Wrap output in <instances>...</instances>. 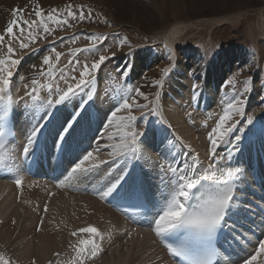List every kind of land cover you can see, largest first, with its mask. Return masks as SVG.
Here are the masks:
<instances>
[{
  "label": "rangeland",
  "instance_id": "374dc122",
  "mask_svg": "<svg viewBox=\"0 0 264 264\" xmlns=\"http://www.w3.org/2000/svg\"><path fill=\"white\" fill-rule=\"evenodd\" d=\"M47 1L49 3H52V5L44 13V20L49 24L50 31L48 33H44L42 26L39 29L34 26L32 29L33 35L37 36L35 42L29 41L27 35L28 32H26V34L23 36V42L29 43V48L22 49L26 50V53L28 52L26 55L22 54L20 56L22 57V61L24 60L25 63H23L22 67L28 68V65H35L33 63L41 60L43 56L52 55L54 57L53 60L55 61L54 64H52L53 67H58L55 63L59 62V60L62 62L61 66L56 69V73H54V75H58L60 69H66V75H75L78 78L80 68L77 67V61H79L80 66H82L85 62L90 65L93 61L98 60L101 55L108 57V59L101 65V68L98 70V72L95 73L96 84L94 85V94L98 95L102 92V95L106 96L109 91H112L113 93H116L114 95L116 98L113 96V103H108L107 100H104L103 105H106L107 107H109V109L113 106L116 108L118 106L116 104L117 100L119 101L121 96L124 93L128 92L129 89H131L132 91L128 93L129 96L134 97L138 104L146 105V107H137L132 109L131 114L135 115L138 118V122L135 124V128L137 131L142 132L145 127H151L152 125L157 124L162 119H166L167 121H165L167 123L169 122V125L167 124L166 126L167 129H165L158 138V145H156L154 148L149 143L145 144L148 147L143 146V157L139 160V162L138 160H135L131 165V168H129V179L131 177L132 171H137L136 165L138 163L141 164L142 167L140 168L143 171L148 172L146 174L147 178L144 182L143 177L141 176V171H137L140 175L139 182L140 184H148L147 188L150 190L149 193H152V195L155 196V204L158 203V206H156L158 208L156 209H158L159 211L160 205L164 204L165 196H167L170 190L168 189L169 187L166 184L167 178L163 177V173L158 171V165L161 163H164L166 165L168 161H171L175 164H183L184 162L182 161H185L186 158L191 162L192 157L196 156L200 162V170L203 171V169L210 163V142L207 139V133L211 130L212 127H214L218 116L222 114L224 106L222 102L227 101L230 97H233L234 95L242 92L244 88L243 81L251 77V83L250 85H248L249 90L243 95L245 115L242 117H235L237 121H244V123L237 124V128L242 127L245 130L243 132L234 130L236 135L241 136V140L238 143V153L236 150H234L233 158L231 159V161H229L230 163H233L234 161V167L242 168L241 174L247 175L248 177L247 182H245L246 180L241 178L242 175H239L241 182L238 179V188L236 190V194L238 196L236 201H238L237 205L240 207V210L228 217V223L230 225V230L232 226H235V228L238 229L236 237L240 238L243 243H247L246 240L248 236L253 237V231L260 232L261 230L262 233L260 238L258 239V237L256 236L254 237V243L257 244L251 247V249H253L254 247L257 248L259 246L258 241H261L264 238V236H262V234H264V164H262L263 167H259L254 170V172H252L250 165L253 161L252 158L249 157L244 151V147H246V145H248L252 141L251 139H253L252 143L254 142L255 146L264 144V0H253L256 4L249 7H246V5L248 4L247 2H249L248 0H218V3H215L213 0H188L189 11L203 10L204 13L208 12V9L210 11L212 6L224 7V5H227V7L222 8V11L220 13H206V15H203L205 17L225 16L228 14H236L239 11L244 12L241 14L238 22L234 24H215L206 22L205 24L200 23L189 27L179 37L178 44L182 43L185 45L177 46L174 55L168 47H165V36L161 34L155 35V33L168 29L174 23V20L176 22L179 20H195L196 18L193 17L194 15L187 17L186 12L175 14L172 4L169 0H134V10L137 13L138 20H135V17L131 14L132 12L130 9L123 11L119 8L123 4L122 0H57L56 2H53V0ZM116 1L119 2L120 6L117 5ZM180 3L181 2L178 0L179 6H181ZM229 3L230 6H228ZM231 4H235V6L231 7ZM53 10H56V15L59 19L67 20L68 24L58 25L52 23L51 21H48L47 13L53 12ZM69 10L75 14L74 17H69L67 15V11ZM81 15L85 17L83 20L79 18ZM139 18H141L142 20ZM86 36H90L91 40L93 41L84 40V38H87ZM95 36L102 37V40H97ZM124 37H127V43L120 44L119 41ZM73 41L75 42V44L71 45ZM20 42L17 41L15 43V48L20 45ZM43 43L46 44L42 45ZM92 45L96 46V50L72 52V50L74 49H82V47L85 49L89 48ZM53 48H55L57 52L61 53L60 59L58 61L55 59L54 53H52L51 51ZM19 52L20 51H14L13 56L15 54H18ZM171 54L174 57L173 63L166 74L162 76L161 71L164 70L167 64L171 63V60L169 59ZM6 56L7 54H5V57ZM158 56H160L159 59ZM158 60H160V63L158 62ZM210 62L215 63V67L218 70L217 77H220L217 80L216 85H214V89L212 91L213 104L211 105V107L205 106L204 98H201L202 100L199 98L200 94L204 90V82L206 78H208L211 73L214 76L213 70L215 69V67L214 69L212 68L211 71L208 70L209 73L207 72L206 74L205 72V70L207 69V65H209ZM162 63H166V65L162 67ZM46 68L47 66L40 67L39 70L41 71V69ZM72 68H76V72H72ZM121 69H123L124 72L127 73L126 76L121 73ZM46 76L47 75L41 77L39 74L37 78L42 84L47 85L48 83H45V81L43 80L46 78ZM145 80L146 82L148 81V83H146ZM230 80L233 81L232 84L228 83V81ZM154 81L156 83H154ZM158 81L162 82V86L160 85V83H158ZM50 83H53L54 85L56 83H59L60 88H66L65 83L63 81H58V79H54L53 82ZM194 84L197 86L195 99H193ZM158 85L160 86L159 93L157 92ZM135 87L139 88L147 97V99H144V97L141 96H136ZM45 91H47V89L42 88L41 93H46ZM156 94L158 97L160 96V100L156 104V108L158 107L157 111L159 112L157 113L155 109V114L150 111L147 115L148 111L145 110H147L148 108L153 109L154 98ZM76 96L81 97L79 94ZM168 100L169 104L174 103V107L172 106L174 108L173 111H177L179 114L181 113L180 115L178 114L180 118L177 117L178 115L176 116L173 114L175 112L170 111L168 113H165V109H170L169 107H167L168 105H165ZM90 106L91 104L88 106L89 108L87 110V113L90 110L89 113H92L94 116L92 117V114H90L91 118L89 119L92 122L96 119V122L93 125H90V128L92 127L91 130H93L90 131L89 134H87V138L86 134L85 136H83L85 129H82V126L86 125V121L83 120V124L82 122H80L84 117L83 116L79 121L80 124H77L78 127L76 125L75 130L72 132V141H74L73 138L75 139V136H78L77 139L80 140V142L84 146L80 144L82 146L81 147L77 143L78 146H75V148H78L80 146L79 149L81 152V149L83 148L87 149V151H92L94 148H96V142L98 140L101 150L99 152H94V154L96 153V155L98 156L105 155V157L109 156L110 149H105L104 145L117 142L108 139V134H116L117 128L114 124L112 127L105 129L104 124L106 122L105 119L107 120L108 118L107 115L104 116L103 114L102 116H100V112L96 110L95 107ZM140 114H143L145 118L140 119ZM117 115L121 117L126 116L128 115V111L122 109L117 113ZM247 116L253 117L252 124H247ZM181 122H183L185 126L187 125L186 127L189 129V131H191L190 133H193L195 135L194 143L187 137H185V135L181 132ZM61 123H63V120H61L60 124ZM88 123H90V121ZM254 127L256 130L254 129ZM247 129H249L250 132ZM51 138H53V136ZM71 138H69L70 141H68V143L70 142L71 146L70 144H68V147H73L74 145L71 141ZM84 139L88 140L86 141V145ZM232 139H234V136L232 137ZM243 139L245 140L244 143ZM254 139L256 141H254ZM50 145L51 147H53L52 144ZM227 147H230V145H218L217 153L226 157ZM163 148L166 149V154L162 153ZM77 151L78 150H74L75 153ZM261 152L264 155V146L258 153ZM147 157H150V159ZM71 159H73V156L71 157ZM104 159L106 160V158ZM111 159L108 158L107 160ZM120 162L121 161H116L119 166H116V163L113 165L115 168L113 167L114 170L112 169L114 172L111 170L113 173V176L111 175V177L97 175L98 177L93 178L92 176H95V172H93L95 171V169H92L93 171L90 170L86 173H76L78 176L73 175L75 180L72 179L73 182H70V184L74 183L73 185L78 186V184L80 185V183H84V181L86 180L87 182H85L86 185L84 184V187H89L86 190L80 192L82 188H85L83 186L82 188L78 186V188L81 189L77 190L75 188L77 192L79 191L78 193L82 195L89 194L91 196L96 195L100 197L99 193L102 192L104 186L110 183L114 178L118 177V175L122 173L123 169L127 167L128 164L123 165L122 162L121 164ZM222 163L223 162H221V164ZM104 166L105 164H102L99 168L97 167L96 173L100 172L101 169L104 168ZM86 174L89 175L88 180L86 179ZM79 178L81 180L83 179V181L76 180ZM93 179L95 180L92 185L90 182H92L91 180ZM242 179L244 181H242ZM44 180L45 178L43 179V181ZM139 182L136 180V183ZM55 183L59 184V181H56ZM65 184L61 183V186ZM67 187L70 188V186ZM165 187L166 189L164 190ZM163 190L166 194L163 192ZM11 196L12 193L7 201H10ZM157 197L160 199V201ZM0 202H2L1 197ZM68 204L69 200L66 201V205ZM4 207L5 205L2 204V208ZM45 208L46 206H44V209ZM9 211L10 208L9 210L7 209L6 213H8ZM27 211L29 212L30 209H27ZM29 215L32 214L29 213ZM155 215H157V213H155ZM3 217V215L0 216V224L3 221ZM154 218L155 216H153V219ZM128 222L140 229L151 230L149 231L152 237L151 242L153 243V245H158L155 239L156 236L153 234L154 224L151 225L150 222L149 224L145 225V222L142 220L137 223L139 225H134L130 221ZM117 230L118 231L116 232L120 231L119 229ZM113 231L114 228L112 229L110 227L108 228L104 226V228L99 231V235L94 237V239L96 240L97 244L101 246L102 234H105L106 232L112 233ZM90 235L91 234L89 233L84 234L86 239H88ZM129 237V235H125L124 233V239ZM243 237H246L245 240L242 239ZM256 238L258 240H256ZM1 241L0 243H2L3 245L0 244V252H4L8 258L15 262V264H19L17 263L18 261H16L18 258V251L15 244H4V242ZM141 241V233L138 230L134 234V236H132V245L128 249H126L127 251L124 255L126 262L128 261V258L131 257L130 251L132 252L137 250L135 255H139V258L142 257L143 260L146 259L145 261H148L147 257H149V253L157 254L156 248H159L157 247V245L150 248L149 250L144 251L146 246H144L143 248ZM116 247L117 246L112 245L106 250V253L104 251L102 254H104V256H108L110 252L115 251ZM162 254L166 258L163 252ZM62 255L60 264H71L72 258L75 254H73V256L68 259L64 258V254ZM244 255L245 253L241 257H245ZM234 256V259H232L231 257L232 260L236 259L233 264H243V262L240 263L238 261L241 258L240 256ZM51 257L52 259H50V262H53L52 264H55L56 258L58 259L60 257L59 251L55 254H52ZM153 257L157 258L156 255ZM224 257L225 258H222V260L224 259L225 261L226 259V261H230L227 263H232L231 259H228V257L226 256ZM142 258H140V260H142ZM125 260L124 264H126ZM59 262L60 259L58 260V264ZM24 264H30V259L25 261Z\"/></svg>",
  "mask_w": 264,
  "mask_h": 264
},
{
  "label": "bare ground",
  "instance_id": "6f19581e",
  "mask_svg": "<svg viewBox=\"0 0 264 264\" xmlns=\"http://www.w3.org/2000/svg\"><path fill=\"white\" fill-rule=\"evenodd\" d=\"M56 1L57 0H53V2H56ZM122 1H123V4L121 6H120L119 2L116 1L117 5L120 6L119 8L122 9L123 11L130 9L132 12L131 14L135 17V20H138L137 13L134 10V2L135 1L134 0H122ZM169 1L172 4L173 11L175 14L186 12L187 17L194 15L193 17L196 18L195 20H186V21H180L179 20L176 22L174 20V23L168 29L155 33V35L161 34V35L165 36L164 38H165L166 45L165 44L164 45H165V47H168L171 50L173 55H174V52L176 51L177 46H181V45L184 46L185 45L182 43L178 44L179 37L189 27L200 24V23L205 24L206 22L215 23V24H217V23L218 24H224V23L234 24V23L238 22V20L241 17V14L244 12V11H239L236 14H228L225 16L205 17L203 15H206V13H211V14L212 13H214V14L220 13L222 11V8L227 7V5H224V7L223 6H214V7L212 6L210 11L208 9V12L204 13L203 10L202 11H195L194 10L195 12L189 11L188 10V0H179L181 2L180 3L181 6L178 5V0H169ZM213 1L215 3H218V0H213ZM248 1L249 2H247L248 4L246 5V7L254 6L256 4L253 0H248ZM51 5H52V3H49L47 0H0V34L3 33V28L6 26V23L10 19H15V17L12 16V12L14 9L18 8L21 10V13H20L21 19L26 18L28 20H35L38 18H36L34 16V9L39 7L41 9V11L43 10L42 13H45L50 8ZM228 6H230V3L228 4ZM234 6H235V4H233L231 7H234ZM150 13H151V11H150ZM175 16H177V15H175ZM139 19H141V18H139ZM19 24H20V22L18 21V25ZM20 26H22V25H20ZM26 32H28L27 27L24 28L23 34H21V32H20V28L17 27L14 30V34L17 37V39L15 41H13L11 37H8L5 39L3 44H0V57H5V54H7V45L10 43L13 44L14 51H20L18 54H15L13 56V59H18L20 61V63H19V65H17L15 68L12 69L14 76H13L12 84H11V94H12L13 98L17 100V104L14 106V116L16 119V134H15V138L11 141V145H10V149H9L10 159H11V162L13 165H16L20 150L23 147V145H25L26 136H27L29 130L31 129L32 124L35 122V117L39 115V112H35L31 108H25L23 101L20 100L19 98L24 97L26 90L31 91V89H32L31 81L33 79L38 80L37 77L40 74L39 68L44 67V65L42 64V59L38 60L39 62L37 61L36 63H33L36 66L35 65H28V68L22 67L24 60L22 61V59H21L22 57H20V56L22 54L26 55L28 52L26 53V50H22V48H20L19 45L15 48V43L17 41L20 42L21 36H24L26 34ZM51 33H53V32H51ZM45 35H48V34H45ZM86 37L87 38H84V40L93 41V40H91L90 36H86ZM95 37L97 38L98 36H95ZM49 42H51V41H49ZM44 44H46V43H43L42 45H44ZM73 44H75L74 41L71 43V45H73ZM82 49H84V48L82 47ZM172 54L170 55L171 57H173ZM49 57H50L51 63L54 64V62H55L53 60L54 57L52 55L51 56L49 55ZM159 57L160 56H158V59H159ZM138 58H140V57H138ZM156 59H154V60H156ZM159 61L160 60H158V62ZM57 63H55V64L58 66L57 68H59V66H61L62 62L59 60V62H57ZM172 63H173V59L171 60V63H169L167 65H166V63L165 64L162 63L163 64L162 67L166 65L164 70L167 69V71H168L169 68L171 67ZM33 66H35V67H33ZM214 67H215V63L210 62V64L207 65V69L205 70L206 74H207L208 70L211 71L212 68L214 69ZM164 70L163 71L160 70L162 73V76L165 75L167 72V71L165 72ZM213 72H214V76L211 73L209 75V77L206 78V80L204 82V90L202 91V93L199 96L200 99L204 98L205 106H209V107H211V105L213 104V102H212L213 101V92L212 91L214 89V85H216L217 80L220 78V77L219 78L217 77L218 70L216 69V67L213 70ZM21 77H23L24 79H21ZM43 80L45 81V83H50V82H53L54 79L46 76V78ZM148 81L146 82V80H145L146 83H148ZM151 81H153V80H151ZM158 83H160V85L162 86V82L158 81ZM40 85H45V84H42L38 80L37 86L39 87ZM125 85H126V83H125ZM135 88H137V87H135ZM215 88H216V86H215ZM41 91H42V88H40V95L44 99H47V91H45L46 93H44V92L41 93ZM159 91H160V86L158 85V91L157 92L159 93ZM115 94L116 93H113L112 91H109V93H107L106 96H103L102 92L99 93L98 95L94 94L93 100L89 102V104L87 105L86 111L83 114L84 117L82 116L83 117L82 120L80 119L81 120L80 122H82L83 120L86 121V125L82 126V129L83 128L85 129L83 136H85V134H86V138H87V136H88L87 134H89L90 131L93 130V129L91 130L92 127L90 128V125H93L96 122V119L93 122L89 119V118H91L90 114H92V113H89L90 110L87 113V110L89 108L88 106L91 104L92 107H95L96 110H98L100 112V114H101L100 116H102L104 114V116L107 115V117H108V115L113 111V109L115 107L113 106L114 108L111 107L109 109V107H107L106 105H103V101L107 100L108 103H113ZM79 95L81 97L74 96V97L70 98L68 101H66L64 104L58 106V110L55 111L52 122L49 124L48 131L46 133L49 136L48 142H50V140H52L51 137L54 136L55 128H56V126L60 125L61 120H63V122H64L66 119L70 118L71 115H75V113L77 111H80L79 105L82 102V96L84 99H86V94H79ZM159 100H160V96L158 97L156 94V96L154 98V106H153V108H155L156 111L158 110L157 109L158 107L156 108V104ZM119 102H120V99H119V101L117 100L116 104L118 105ZM165 105H168L167 107L170 108V109H165L164 110L165 113H168L170 111L175 112V111H173L174 103L169 104V100H168L167 103H165ZM203 105H201V106H203ZM150 110H151V108H148L147 110H145V111H148L147 115L149 114ZM158 112L159 111H157V113ZM173 114L177 116L179 113L176 111ZM179 115L177 117H179ZM93 116L94 115L92 114V117ZM165 120L162 119L157 124L151 126V128L156 131V137L154 140H150L149 144L151 146H153L154 148L156 145H158L157 142L159 141L158 138H159L160 134L165 129H167L166 126L169 122L167 123L166 122L167 120L166 121ZM89 121L91 124L88 123ZM105 121H107V120L105 119ZM80 122H79V124H80ZM83 123L84 122H82V124ZM186 126L183 122H181V126H180L182 128L181 132L185 135V137H187L189 140H191L194 143L195 142V135L193 133H190L191 131H189V129ZM77 127H78V125H77ZM75 128H76V126H75ZM254 129H255V127H254ZM247 130L249 131V129H247ZM188 131H189V133H188ZM241 135H243V134H241ZM77 137L78 136H75V139L73 138L74 141H72V138L70 137L72 143L76 146H78L77 143L79 145L80 144L82 145V143L80 142V140L77 139ZM79 137H81V136H79ZM250 139H251V136H250ZM251 140L253 141V139H251ZM68 141H70V139ZM76 141H78V142H76ZM86 141H88V140L84 139L85 145H86ZM252 141L248 145H246V147H244V151L246 152V154L249 157L252 158L254 166H259V165L263 164V162H264V155L262 154V152L261 153H258V152L262 150V147L264 146V144H261L259 146H255L254 142L252 143ZM254 141H256V140L254 139ZM82 142H83V140H82ZM84 142H83V144H84ZM244 142H245V140H244ZM67 144H70V142L69 143L67 142ZM67 144H65V145H67ZM195 144H197V143H195ZM46 146H47V143H46ZM70 146H71V144H70ZM82 146H84V145H82ZM143 146L148 147L147 145H143ZM225 146H227V145H225ZM145 150H146V148H145ZM165 150L166 149H164V148L162 149L163 154H166ZM86 152H87V149L82 150L81 153H78V152L75 153L74 152L73 158H75L76 160H79L82 157V154L83 153L86 154ZM69 153H70L69 148H65L64 154L62 156V160L60 162H57V160L55 158L52 159V162H51L52 170H49L48 172L42 171V170L40 171V173L43 175L42 177L45 178L44 181L40 177L37 178L36 176H30L29 174H26L23 171H22L23 172L22 173L19 170L15 171V173L17 172L16 173L17 175L23 176V182L21 183V185L19 187L15 183L14 179L0 180V197L2 200V202H0V216L1 215L4 216L2 218L3 221L0 224V239L2 240V241L1 240L0 241L4 242V244L5 243L6 244H8V243L9 244L10 243L15 244L16 249L18 251V254H17L18 258L16 260V261H18L17 263L24 264L25 261L30 259V264H33V261L35 262V264H52L53 262L52 263L50 262L51 261L50 259H52L51 255L57 253L58 251H59L60 257L62 254H64L65 259L71 258L73 256V254H75L72 246L76 245L78 243L79 239H86V237L84 236L85 233H77L76 236H73L72 233L76 232L77 229L85 228V227H88L89 225L96 227L98 229V231H101L104 228V226H106L108 228L110 227L112 229L114 228L115 232L114 231H113L114 233L113 232L112 233L106 232L105 234H102V244L100 246V250L98 251V254L94 258H89V259L85 260V264H124V260H125L124 255H125V252L127 251L126 249H128L132 245V243H131L132 236H134V234L138 230L141 233L142 247L144 248V246H146L144 251L149 250L150 248L157 245V244L153 245V243L151 242L152 237H151L150 232H149L151 230L140 229L138 227L131 225L128 222L129 220H128V218H126L125 215L113 210L108 203L109 198H112V197L117 198L118 195L121 196L122 199L130 200L132 197L141 198L145 194L151 200V205L152 206L155 205V196L152 195V193H149L150 190L147 188L148 184H140V182H139L140 175H139V172H137V171L138 170L141 171V176L143 177L144 182H145V179L147 178L146 174L148 173L146 171H143L140 168V167H142L141 164L138 163L136 165L137 171L133 170L131 173L130 179L126 182H123L122 187H120V189L124 190L123 193H118V191H116L113 194H111L108 198H101V196L100 197L96 196V195L91 196L89 194H83L82 195V194L78 193L79 191L77 192V190L81 189L82 186L84 187L85 182H87L86 180L84 181V183H80V185L78 184V186L81 188H78L77 185H73L74 183L70 184V182H73L72 179L75 180L74 176H78V175L74 174V176L72 175L71 177H68V172L74 166V164L72 165L71 158H68L70 155ZM237 153H238V151H237ZM94 156H96L98 158V160H103L104 158H106V160L108 158L111 159L109 156H106V157H105V155H99L98 156V155H96V153L94 154ZM240 157H241V155H240ZM147 158L150 159V157H147ZM139 160H138V162H139ZM109 161H111V160H109ZM134 161H135V159L131 163H128L127 168H131V165L133 164ZM182 162H184V161H182ZM233 163H234V161H233ZM233 163H230L226 158V160L223 161L221 166L222 167H224V166L234 167ZM120 164H121V162H120ZM113 165L114 164L112 162L105 164L104 168L101 169V171L98 173H96L97 168H94L95 171H93V170L92 171L95 172V176H92V177L95 178V177H98L100 175H102L104 177H111V175L113 174L112 171L114 170ZM115 165L119 166V164H117V163ZM123 165H126V164H123ZM260 167H263V166H260ZM62 168L67 169V171L65 173L59 175V178L57 180V182L59 181V184H60L59 185L58 183L57 184L55 183L56 181L53 178H51V176H56L58 169L60 170ZM256 172H258V171H256ZM44 173H48V175L46 176V175H44ZM89 175H90V173H89ZM89 175L86 174L87 180H88ZM240 175H242V174H240ZM115 176H117V175H115ZM66 177H67V179H66ZM247 177H248L247 175L243 174L241 178H243L244 180H246L245 182H247ZM114 179L110 183L105 185L104 189H102V191L106 190L107 187H109L110 184L112 182H114ZM238 179L241 182V179L239 177H238ZM243 179H242V181H244ZM76 180L79 181L81 179L79 178ZM94 180L95 179L91 180L92 182H90L92 185L94 183ZM136 180L139 183L134 184V181L136 182ZM81 181H83V179ZM130 181H132V182L130 183ZM61 183L62 184L66 183V184L61 186ZM66 185L70 186V188L67 187ZM71 185H72V188H71ZM75 186H77V187H75ZM134 186H135V193L133 194V187ZM88 187H86V188L84 187L85 189L82 188L80 190V192L86 190ZM6 189H7V191H6ZM165 189H166V187L164 188V190ZM168 189L170 190V188H168ZM164 190H163V192H164ZM142 191H144V194L142 193ZM3 192H5V193H3ZM11 193H12L11 199H10V201H7V199H9V196L11 195ZM236 197H237V195H236ZM67 200H69L68 205H66ZM237 202L238 201H236V204H237ZM2 204L5 205L4 208H2ZM44 206H46L45 209H44ZM9 208H10V211L8 213H6L7 209L9 210ZM27 209H30V211L28 212ZM29 213L32 215H29ZM149 214H150V212L145 214V215H142L141 217L145 218L147 220L148 219L147 217L149 216ZM146 220H144V222ZM117 229H119L120 231L116 232V231H118ZM262 230H263V228H262ZM124 233H125V235H129L130 237L124 239L123 238ZM236 233H238V229H236L235 226H232L231 230H229L227 235L224 236V240L221 241L223 244V248L221 250L220 257H219V264H230V263H227V262H229V260L226 261V259H225L226 262L224 261V259L222 260V258H225L224 257L225 255H227V257L229 259H231V257H232V259H234L233 258L234 255H235L234 257H237V256L241 257L245 253L246 254L245 257H241L238 260L240 262V261H243L244 258H246V257L250 258L251 255L256 253L257 248L254 249L255 248L254 247L253 249H251V247L256 245L254 243V241H255L254 237L248 236L249 239L247 238V240H246L247 243L246 242L243 243L242 240H240V238L236 237ZM261 233H262V231H261ZM153 234L155 235V233H153ZM240 234H241V232H240ZM262 236H264V234H262ZM246 237H247V235H246ZM245 238L243 237L242 239L245 240ZM263 240H264V238H263ZM156 241H157V238H156ZM0 244H2V243H0ZM112 245L117 246L115 248V251L110 252L108 254V256H104V254H102V253L104 251L106 253V250ZM157 247H159V248H156L157 254L156 253L155 254L149 253L148 254L149 257H147L148 261H145L146 260L145 258H144L145 260H143L142 257H140V258H142V260H140L139 255H135L137 250L132 251V252L130 251L131 257L128 258L127 262L125 260L126 264H166V263L167 264H175L174 262H172L168 259L163 248H161L159 245H157ZM11 252H13V251H11ZM162 252L165 254L167 260L163 256ZM13 253H15V252H13ZM236 253H237V255H236ZM155 255L157 256V258L153 257ZM57 257H58V255H57ZM60 257L58 259L56 258V262L54 260L55 264H58L59 259H60L59 264L61 263L62 257L61 258ZM258 259L264 260V254H262L260 257H258ZM235 260H232V264ZM62 263H64V262H62Z\"/></svg>",
  "mask_w": 264,
  "mask_h": 264
},
{
  "label": "snow or ice",
  "instance_id": "6c2138e0",
  "mask_svg": "<svg viewBox=\"0 0 264 264\" xmlns=\"http://www.w3.org/2000/svg\"><path fill=\"white\" fill-rule=\"evenodd\" d=\"M20 13L21 10L18 8L13 10L12 16L15 19H10L6 23L3 33L0 34V44H3L8 37L15 41L17 37L14 34V30L17 27L20 28L21 34L24 33V28L27 27L28 39L31 42H35L37 39V36L33 35L32 31L34 26L37 29L42 26L44 33L50 31L49 24L44 20L45 14L42 13L39 7L34 9V16L38 18L35 20L21 19ZM67 15L69 17L75 16L70 10L67 11ZM79 18L83 20L85 17L81 15ZM47 19L58 25L68 24L67 20L57 17L56 10L47 13ZM18 21L20 22L19 25ZM20 39V48H29V43L23 42V36ZM96 39L100 40L102 37H97ZM119 43L126 44L127 37L121 39ZM94 50H96V46L92 45L85 49H74L72 52ZM51 51L58 61L61 53L57 52L55 48ZM13 53L14 46L10 43L7 45V56L0 57V164L5 161V137L11 135L8 129V116L17 104V100L11 94V84L14 76L12 69L19 65L20 61L12 58ZM107 59L108 57L101 55L98 60L93 61L90 65L85 62L82 66L77 61V67L80 68L77 78L75 75H66V69H60L58 75H54L56 68L52 66L49 55L42 57V64L47 66V68L40 71V76L44 77L47 75L52 79L63 81L66 88H60L59 83L55 85L48 83L38 87V81L33 79L31 81V91L26 90L24 97L19 98L23 101L25 108H31L35 112H39L26 136V142L23 147L25 156L39 146L40 138L47 133L48 126L52 122L58 106L78 94H86V99L82 96V102L79 105L80 111H77L75 115H71L70 118L66 119L55 129L52 145L54 148L63 149V146L67 144L72 132L75 130V126L86 111L87 105L93 100L94 85L96 84L95 73L98 72ZM169 59L172 60L174 57L170 56ZM76 70V68L71 69L72 72H76ZM120 71L125 76L127 75L123 69ZM164 71L166 72L167 69ZM21 79L24 78L21 77ZM154 83L156 82L154 81ZM228 83L232 84L233 81L230 80ZM250 83L251 77L243 81L244 88L242 92L222 102L224 105L222 114L218 116L214 127L207 133V139L210 142V163L203 171L200 170V162L196 156L192 157L191 162L186 159L183 164H175L168 161L166 165L164 163L158 165V171L163 173V177L167 178L166 184L170 188V192L165 197L162 209L154 218L153 231L157 237L161 238L162 242L173 239L177 241L175 244L165 242L164 246L171 256L179 258L183 264H219L218 259H216L218 253L214 247V240L226 226L228 217L240 210V207L236 204V179L241 174L242 169L232 166L222 167L221 162L225 161L226 158L231 161L233 151H239L238 143L241 140V136L236 135L235 131L243 132L245 129L242 127L237 128V124L244 123V121H237L235 117L245 115L243 95L249 90L248 85ZM40 88L47 89V99L40 95ZM196 89L197 86L194 84L193 99L196 98ZM131 91L129 89L128 92L121 96L118 106L108 115L104 124L105 129L112 127L114 123L117 128L116 134H108L109 140L117 142L104 145L105 149H110L109 157L112 158L111 161L98 160L94 156V152L101 150L97 140L96 148L92 151H87L74 164L68 172V177L76 173L88 172L109 162L115 164L116 161H121L122 164H128L134 159L139 160L143 157V145L155 139L156 131L150 126L145 127L142 132L136 130L135 124L138 122V118L131 114L132 109L146 107V105H140L134 97H130L128 93ZM135 95L147 99L139 88L135 89ZM122 109L127 110L128 115L117 116V113ZM150 111L155 114V108ZM144 118L142 114L140 119ZM246 122L251 124L253 117L247 116ZM233 136L234 139H232ZM220 144L230 145V147H227L226 157L217 153V147ZM129 174L130 169L125 167L122 173L115 178L114 182L106 190L99 193L101 198H108L122 187L125 178ZM15 183L19 187L22 183V178L18 177ZM134 193L135 186L133 187ZM77 233H89L91 235L88 239H79L78 243L72 246L75 255L71 264H85V260L94 258L100 250V245L94 239V237L99 235V231L96 227L89 225L88 227L77 229L72 235L76 236ZM178 235L179 239H177ZM262 254H264V240L259 242L256 253L244 260L243 264H264V260L258 259ZM0 264H15V262L8 258L4 252H0ZM33 264H35L34 261Z\"/></svg>",
  "mask_w": 264,
  "mask_h": 264
}]
</instances>
